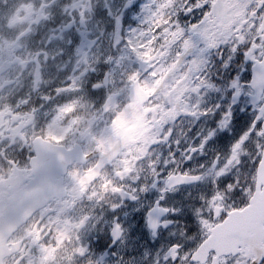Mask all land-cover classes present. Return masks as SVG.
I'll return each instance as SVG.
<instances>
[{
	"label": "snow or ice",
	"instance_id": "obj_1",
	"mask_svg": "<svg viewBox=\"0 0 264 264\" xmlns=\"http://www.w3.org/2000/svg\"><path fill=\"white\" fill-rule=\"evenodd\" d=\"M106 14L113 20V47H120L125 54L120 59L135 57L144 69L129 74L127 79L151 82L163 77L164 83L177 86L179 93L165 101L168 115L153 128L160 135L138 157L137 162L144 164V175L138 176L129 189H112L119 199L111 204L106 249L113 248L123 235L120 208L127 207L126 200L137 202L151 189L158 191L147 206L139 203L132 210L140 216V226L156 235L161 225L166 228L181 212V208L167 203L168 194L181 186L207 184L210 187L195 197L191 191L185 194V200L198 201L187 205L195 216L194 235L186 237L187 244L169 243L163 264H264V0H124L119 15H114L110 7ZM129 17L136 23L126 28ZM112 59L109 55L106 62ZM108 75L105 72V78ZM78 79L72 77L66 87ZM40 81L37 71L35 82L38 85ZM98 86L99 82L90 85L93 89ZM55 91L59 93L60 89ZM210 93H218L212 103L205 99ZM193 94L196 103L185 102ZM242 97H247L251 106V118L246 122L237 121L240 114L249 111ZM51 99L49 94L41 96L42 104ZM181 112L195 122V131L184 133V143L171 128L164 127ZM237 122L243 130L233 135ZM53 135L50 131L48 139ZM44 140L43 135L36 138V147L29 149L32 171L25 180L29 191L21 193L19 206L35 200L41 201V208L55 204L47 217L60 213L62 222L69 211L68 202L77 196L85 198L87 190L79 188L77 179L64 170L61 161L53 158L41 163L38 153L43 150L46 160L50 152ZM59 141L56 136L52 143ZM154 143L168 144L170 151L153 158ZM96 198L102 199V194ZM6 202L8 215L15 214L16 201L0 200V210ZM92 219L84 215L76 223L83 228ZM188 219L191 221V217ZM60 222H54V227L59 228ZM87 252L81 242L74 255L82 257ZM162 261L157 254L153 264ZM15 264H25V257H16Z\"/></svg>",
	"mask_w": 264,
	"mask_h": 264
},
{
	"label": "flooded vegetation",
	"instance_id": "obj_2",
	"mask_svg": "<svg viewBox=\"0 0 264 264\" xmlns=\"http://www.w3.org/2000/svg\"><path fill=\"white\" fill-rule=\"evenodd\" d=\"M123 3L124 0H0V109H7L0 112V130L3 131L0 134V200L6 201L31 175L28 148L24 155L21 153L17 166V119L22 117L17 115V100L27 91H31L32 113L23 125L31 123L33 136L43 135L46 139L51 131L54 135L49 140L59 136L57 143L66 148L79 147L87 157L84 163L74 162L67 169L77 179L79 188L87 190L85 198L77 196L68 202L69 211L62 222L60 213L47 217L49 208L56 207L55 204L39 207L6 237L4 243H0L3 264H15V258L21 254L25 264H89V261L93 264H153L157 254L162 261L169 243L187 244L186 237L194 235L195 216L187 205L198 201L185 200L184 196L191 191L195 197L210 187L207 184L196 188L181 186L178 191L169 193L167 203L181 208V212L166 228L161 225L156 235L140 226V216L132 210L139 203L147 206L159 195L158 191L151 189L137 202L126 200L127 207L120 208L123 235L113 248L106 249L112 223L111 204L119 199L112 189L114 186L129 189L138 176L144 175V164L137 162L138 157L144 155L147 144L160 135L153 132V128L168 115L164 109L165 101L174 93L179 94L177 86L169 87L163 77L151 82L144 79L129 81V74L144 72L135 57L120 61L117 67L120 71L114 76H101L99 69L109 62L106 58L102 62L97 55H111L112 64L120 48L113 47V20L106 14V8L110 7L114 15H119ZM135 23L129 17L125 25L135 26ZM77 46L81 49L73 55ZM54 59H60L62 69L48 83L51 96L60 94L55 91L57 88L69 96L76 95L78 90L66 86L71 84L72 77H81L91 84L99 82V86L91 90V98H97V101L86 109L78 104L85 100L84 97L81 102L69 98L65 100L66 111L43 114L41 96L45 92L36 93V82L31 80H35L37 71L54 65ZM103 89L109 90V94L104 96ZM216 96L218 93H210L205 99L212 103ZM247 99L242 97L241 102L250 112V104L244 102ZM185 102L195 104V94ZM248 112L240 114L237 121H244ZM5 116L9 117V123L3 118ZM55 117L61 120L54 123ZM194 123L192 116L181 112L164 127L171 128L184 143V133L189 129L194 132ZM240 129L243 130V125ZM27 143L31 148V140ZM152 149L153 158L170 151L165 143H154ZM93 193L96 197L102 194L103 198L98 200ZM124 212L128 216H124ZM84 215H91L93 219L81 228L76 221L82 220ZM54 222H60L61 226L54 227ZM185 229L189 231L185 232ZM81 242L88 252L86 256L77 257L74 253Z\"/></svg>",
	"mask_w": 264,
	"mask_h": 264
},
{
	"label": "rangeland",
	"instance_id": "obj_3",
	"mask_svg": "<svg viewBox=\"0 0 264 264\" xmlns=\"http://www.w3.org/2000/svg\"><path fill=\"white\" fill-rule=\"evenodd\" d=\"M128 26L130 25H125V27L127 28ZM80 47L77 46L76 48H74V52L72 53L73 55H75L76 53H78L80 51ZM106 55L107 53H102V54H98L97 56L100 57L101 61L103 62L106 58ZM124 52L121 50V48H119V51L117 52V55H116V59L115 61L111 64V62L107 63L106 67L101 70L102 73L104 72H108L109 73V78L111 76H114L116 73H117V69H116V66L118 65L117 64V61H122L123 59H120L122 56H124ZM61 64V61L60 59H54V65H48L47 67H44L42 68V71L40 72L41 73V77H45L46 79L45 80H41L40 81V84L36 85L34 84L38 89L36 90V93H40V92H45V94H48L50 93L51 90H47V87H50V85H48V83L50 82V80L53 79L54 75H58L62 69V65ZM120 65V64H119ZM118 65V66H119ZM110 67V68H109ZM18 70H20V68H18ZM29 70V68H28ZM23 70H21L22 72ZM32 82H35V80H31ZM31 82V87L33 86ZM86 79H82L81 77H79V79L76 81V83L74 85H72L71 87H69L71 90L75 89V90H78L79 93H77L76 95L74 96H69L67 95V92L66 91H61L59 92L60 94L57 95V99L55 101H53L51 99L50 102H44V106H43V113H46L50 110L53 109L54 110H58L60 108H65L66 104H65V100L67 98H74L75 101H80L81 102V97L84 96L85 94V89L82 90V87L84 86V84L86 83ZM44 83V84H43ZM46 85V87H45ZM84 91V92H83ZM86 97V95H85ZM84 97V98H85ZM68 101V100H67ZM247 100H245L244 102L246 103ZM21 105L22 104V100L18 103V105ZM31 114L30 111H26V113L24 114V116H22L21 118L17 119V166H18V161H19V157L21 155V148L19 147H23V141H22V138L25 139L23 137V135L25 136V133H28L29 132V129L23 127V124L25 122V120L27 119L26 117H29ZM17 115H19V113H17ZM5 120L8 121L9 123V117H3ZM251 116H250V112L247 113V115H245L244 117V121L246 122L248 119H250ZM57 117H55L54 119V123L57 122ZM0 120H1V117H0ZM242 127L241 124H238L235 128V130L233 131L235 134H237L238 132H241L242 130L240 129ZM3 131L0 130V134L2 133ZM233 133V135H234ZM22 137V138H21Z\"/></svg>",
	"mask_w": 264,
	"mask_h": 264
},
{
	"label": "water",
	"instance_id": "obj_4",
	"mask_svg": "<svg viewBox=\"0 0 264 264\" xmlns=\"http://www.w3.org/2000/svg\"><path fill=\"white\" fill-rule=\"evenodd\" d=\"M43 145L50 149V152L48 153L47 159H44L45 153L42 150L38 155L41 157V163L46 164L51 162L53 158H55L58 161H61L64 166V170H66V167L68 164L72 162L73 157L72 156H64L62 157V149H60L58 146H52L48 142H43ZM36 147V143H35ZM29 191L28 186L24 187L21 191L17 192L9 201H16V207L18 208V211L13 215H8L6 209L8 205L4 209V214L0 217V237L2 240V236L8 235L15 229V227L25 219L32 211L35 210L36 207L41 203V201L35 200L32 203L28 204L27 206L20 208L19 206V200L21 198V193ZM3 241V240H2Z\"/></svg>",
	"mask_w": 264,
	"mask_h": 264
}]
</instances>
